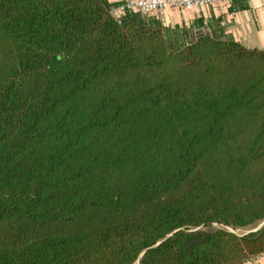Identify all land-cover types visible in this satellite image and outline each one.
I'll return each mask as SVG.
<instances>
[{
  "label": "trees",
  "instance_id": "16d2710c",
  "mask_svg": "<svg viewBox=\"0 0 264 264\" xmlns=\"http://www.w3.org/2000/svg\"><path fill=\"white\" fill-rule=\"evenodd\" d=\"M116 3L0 0V264L264 253V47Z\"/></svg>",
  "mask_w": 264,
  "mask_h": 264
},
{
  "label": "crops",
  "instance_id": "0c3cea01",
  "mask_svg": "<svg viewBox=\"0 0 264 264\" xmlns=\"http://www.w3.org/2000/svg\"><path fill=\"white\" fill-rule=\"evenodd\" d=\"M240 4L243 6L237 3L236 5L239 6L235 9H231L229 4L190 10L166 9L154 12L152 16L168 30L175 27L185 28L186 36L183 41L198 33L221 32L249 48L264 46V0H245ZM199 22H202V25L196 26L195 24ZM191 25L192 27H189ZM177 41L179 42V39ZM257 261L264 264V253L259 255ZM240 264H255V262L247 260Z\"/></svg>",
  "mask_w": 264,
  "mask_h": 264
},
{
  "label": "built area",
  "instance_id": "2783aa9c",
  "mask_svg": "<svg viewBox=\"0 0 264 264\" xmlns=\"http://www.w3.org/2000/svg\"><path fill=\"white\" fill-rule=\"evenodd\" d=\"M117 3L111 9L114 14L123 10H137L142 14H151L166 9L190 10L193 8H211L221 4H230L232 0H115ZM264 46L260 47L263 48ZM260 255V254H259ZM259 255L252 257L251 261L260 264Z\"/></svg>",
  "mask_w": 264,
  "mask_h": 264
},
{
  "label": "rangeland",
  "instance_id": "374dc122",
  "mask_svg": "<svg viewBox=\"0 0 264 264\" xmlns=\"http://www.w3.org/2000/svg\"><path fill=\"white\" fill-rule=\"evenodd\" d=\"M144 16H148V15H152V13L151 14H143ZM168 35V34H167ZM167 35H166V37H167ZM190 37H192L193 38V36H190ZM192 38H190V39H192ZM168 39V38H167ZM133 264H137V262L135 261Z\"/></svg>",
  "mask_w": 264,
  "mask_h": 264
},
{
  "label": "water",
  "instance_id": "95a60500",
  "mask_svg": "<svg viewBox=\"0 0 264 264\" xmlns=\"http://www.w3.org/2000/svg\"><path fill=\"white\" fill-rule=\"evenodd\" d=\"M261 223H259V225H260Z\"/></svg>",
  "mask_w": 264,
  "mask_h": 264
}]
</instances>
